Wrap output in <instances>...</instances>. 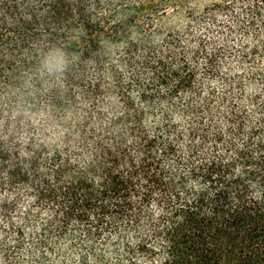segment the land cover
Returning <instances> with one entry per match:
<instances>
[{
  "label": "trees",
  "instance_id": "trees-1",
  "mask_svg": "<svg viewBox=\"0 0 264 264\" xmlns=\"http://www.w3.org/2000/svg\"><path fill=\"white\" fill-rule=\"evenodd\" d=\"M189 2L0 0V81L64 40L91 99L74 157L0 135V264H264V0Z\"/></svg>",
  "mask_w": 264,
  "mask_h": 264
},
{
  "label": "rangeland",
  "instance_id": "rangeland-1",
  "mask_svg": "<svg viewBox=\"0 0 264 264\" xmlns=\"http://www.w3.org/2000/svg\"><path fill=\"white\" fill-rule=\"evenodd\" d=\"M189 1L191 6L198 8L220 0ZM159 23L163 25L164 20H159ZM63 42L64 40H54V42L25 40L24 50L28 51L29 57L33 56V59L38 63V71L34 73L32 68H28L27 72L21 73L20 78L25 79L23 83L14 80L8 87L0 81V135L13 134L16 138L19 137L23 141L22 149L32 138L37 142L45 141L49 149L57 147L56 145L60 141L62 148L64 150L67 148L66 152L74 157L71 149L64 145L63 138L69 135L72 126L81 121L83 118L81 112L88 107L91 99L84 94L87 91L86 82L83 85L82 94L80 89L73 88L70 93L65 95L66 88L62 74L64 65L66 64L69 69L70 63L66 62L67 57L63 56L65 46ZM0 50H2L1 47ZM55 70L57 72L53 76L51 72ZM72 72L74 73V70ZM83 77L101 84L105 90L102 97L104 101L111 94L110 76L103 75L101 71H98L94 63ZM37 80L44 82L48 87L35 94L33 88ZM53 84L54 86H52ZM68 103L70 106H67ZM62 108L64 109L62 110ZM74 109H77L75 114L71 113V110ZM46 126H49V131L45 129ZM20 134L22 135L20 136Z\"/></svg>",
  "mask_w": 264,
  "mask_h": 264
}]
</instances>
